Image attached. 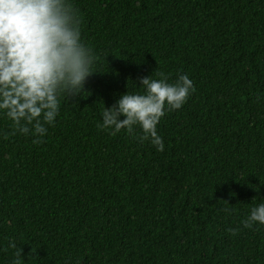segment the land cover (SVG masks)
I'll use <instances>...</instances> for the list:
<instances>
[{"label":"trees","instance_id":"trees-1","mask_svg":"<svg viewBox=\"0 0 264 264\" xmlns=\"http://www.w3.org/2000/svg\"><path fill=\"white\" fill-rule=\"evenodd\" d=\"M74 3L99 73L38 142L0 116V264L9 239L22 264H264V225L241 224L264 197V0ZM156 71L194 84L164 150L98 129Z\"/></svg>","mask_w":264,"mask_h":264},{"label":"clouds","instance_id":"clouds-1","mask_svg":"<svg viewBox=\"0 0 264 264\" xmlns=\"http://www.w3.org/2000/svg\"><path fill=\"white\" fill-rule=\"evenodd\" d=\"M98 61V52L82 39L74 0H0V116L17 133L31 134L33 142L44 137L60 114L62 99L81 97L87 79L99 73ZM151 73L139 77L140 90L129 91L126 85L112 105L101 106L97 127L112 135L138 128L141 143L147 140L163 151L157 126L166 113L183 106L194 84L187 73H178L174 81L163 71H156L155 78ZM260 185L264 183L255 189ZM241 224L264 225V197L248 209ZM227 231L235 235L238 229ZM7 248L13 249L9 264H22V250L14 240H8Z\"/></svg>","mask_w":264,"mask_h":264}]
</instances>
